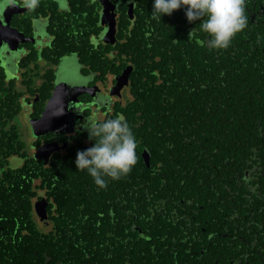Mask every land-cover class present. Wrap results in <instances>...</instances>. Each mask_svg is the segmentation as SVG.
<instances>
[{
    "label": "trees",
    "instance_id": "obj_1",
    "mask_svg": "<svg viewBox=\"0 0 264 264\" xmlns=\"http://www.w3.org/2000/svg\"><path fill=\"white\" fill-rule=\"evenodd\" d=\"M78 1L81 0H69L74 5ZM263 3L264 0H245L247 26L226 49L189 42L190 30L200 21L190 23L186 19L179 23L175 19L180 18L181 12L185 15L182 9L165 14L164 19H170L161 26L153 17L146 23L138 19V27L121 29L125 41L114 46L135 57L136 100L126 106L118 105V109L133 121L130 127L138 142L133 169L150 168L143 185L148 186V197H170L178 191L186 199L195 196L197 208L200 204L204 211L210 199L222 195L227 197L228 207H234L231 211L239 208L244 218L261 220V225L256 221L254 231H243L244 238L255 240L249 254L235 255L228 245L227 256L222 258L210 248L206 255L213 263L216 256L222 261L227 258L225 264H237L231 260L239 256L242 262L238 264H264V188L254 190L256 185L251 180L256 173L264 178V18L257 23L252 19V13L262 9ZM50 8L55 25L62 13L58 14L55 4ZM85 32L80 44L79 36L70 29L61 35L58 32L62 41L58 45L59 56L74 51L104 56L112 48H94L90 41L92 29ZM198 36L206 37L199 31ZM140 42L148 44L139 45ZM156 55L161 58L154 61L159 65L158 76L146 66V57L154 60ZM104 61L102 58L97 65H104ZM99 69L106 71L102 66ZM140 70L143 74L138 76ZM145 147L152 153L151 167L142 158ZM20 149L11 152L21 153ZM157 168L163 169L159 172ZM252 169L257 170L252 174ZM134 175L131 171L119 180L109 179L110 185L100 188L83 172V178H90L88 186H81L79 193L72 189L64 200L61 193L62 199L54 197V209L48 216L54 225L48 231L36 215L33 202L38 195L35 188L49 186L47 171L43 172L42 166L32 169L29 163L5 171L0 185V264H140L141 251L135 246L140 242L138 234L132 231L128 240L120 225L124 221L120 215H126L124 208L139 203L134 198L132 202L124 198L130 193L124 188L129 177L130 186H142ZM163 186H169L171 193L162 190ZM117 193L123 197L120 201ZM106 195H111L114 203L101 198ZM65 200L69 203L66 207ZM230 200L236 201L235 205ZM120 203L124 204L121 209L113 208ZM111 209L116 210L114 219ZM135 212L140 211L135 208ZM140 225L145 227L143 222ZM184 255L188 260L191 252ZM193 261L201 262L202 258L195 255Z\"/></svg>",
    "mask_w": 264,
    "mask_h": 264
},
{
    "label": "flooded vegetation",
    "instance_id": "obj_2",
    "mask_svg": "<svg viewBox=\"0 0 264 264\" xmlns=\"http://www.w3.org/2000/svg\"><path fill=\"white\" fill-rule=\"evenodd\" d=\"M54 4L58 14L62 13L60 20L54 21L55 25L50 8ZM261 7L252 13L254 23L264 18V3ZM152 9V0H81L75 5L69 0H0V185L5 171L26 163L32 169L42 166L50 182L49 186L35 188L38 191L33 199L35 213L36 203L44 200L47 217L50 216L54 209L51 207L54 197L62 199L63 194L64 200V195L72 189L79 193L81 186L90 183V178H83V172L89 174L86 170L78 171L75 159L79 150L92 146L94 141L82 127L78 131V125L88 116L107 119L118 114L125 115L118 105L126 106L136 100L133 91V74L137 68L133 60L135 57L126 51L120 52L114 46L125 41L121 29L126 31L138 27V19L141 23L152 21ZM181 9L185 12L183 7ZM169 19L162 17L155 21L161 26ZM186 19L181 12L180 18L175 20L180 23ZM67 29L79 36V44L85 31L92 29L90 41L94 48L101 46L105 49L109 45L112 48L104 56L81 55L76 51L59 56L60 35ZM142 29L139 26V30ZM203 35L206 36L205 33ZM142 43L138 44H148ZM102 58L105 59L104 65H97ZM146 58L147 69L160 75L159 65L154 61L159 62L161 58L157 55L154 60ZM100 66L106 71L100 70ZM141 73L142 70L137 75ZM79 88L80 92L77 91ZM127 121L129 125L133 122ZM19 147L21 153L11 152ZM151 155L149 148L145 147L142 158L149 167ZM149 169L139 168L140 172L132 169L134 178L142 181V186H130V177L127 178L124 188L130 193H126L124 198L127 202H132L134 198L139 203L133 207L130 203V208H124L126 215H120V218L124 217L120 225L125 229L128 240L132 231L138 234L140 242L135 246L141 251L140 264H225L227 258L222 261L214 256L213 263L206 254L213 248L211 251L224 258L228 245L235 255L249 254L255 240L250 242L244 238L243 231H254L256 221H261L259 218H244L239 208L235 209L236 212L231 211L234 207L229 208L227 197L222 195L215 200L210 199L204 211L200 204V209L197 208L195 196L186 199L180 197L178 191L170 197L159 194L157 198H149L148 186H143ZM161 169L157 168V171L161 172ZM255 170L252 169L251 173ZM251 180L256 185L254 190L264 188L263 175L260 177L256 173ZM61 183L62 186H58ZM162 190L171 193L169 186H163ZM117 195L120 201L123 197L121 193ZM101 198L114 203L111 195ZM229 202L236 203L234 200ZM63 203L65 207L69 204L66 200ZM123 205L112 206L121 209ZM135 208L139 209V214ZM110 212L114 219L116 210L111 209ZM42 224L48 231L54 225L49 218ZM259 235L256 232L257 240ZM186 252H191L188 260L184 255ZM195 255L202 261H193ZM150 256H157L158 259L150 260ZM240 262L239 256L231 260V263ZM132 263L129 261V264ZM111 264L118 263L114 261Z\"/></svg>",
    "mask_w": 264,
    "mask_h": 264
},
{
    "label": "clouds",
    "instance_id": "obj_3",
    "mask_svg": "<svg viewBox=\"0 0 264 264\" xmlns=\"http://www.w3.org/2000/svg\"><path fill=\"white\" fill-rule=\"evenodd\" d=\"M152 6V17L159 19L183 7L190 23L200 21L198 29L190 30L188 41L211 49L228 48L247 26L245 0H152ZM198 31L206 37L198 36ZM81 127L94 143L77 152L78 171L86 170L100 188H106L109 179L119 180L132 171L138 142L123 114L107 119L88 116L78 131Z\"/></svg>",
    "mask_w": 264,
    "mask_h": 264
},
{
    "label": "water",
    "instance_id": "obj_4",
    "mask_svg": "<svg viewBox=\"0 0 264 264\" xmlns=\"http://www.w3.org/2000/svg\"><path fill=\"white\" fill-rule=\"evenodd\" d=\"M112 36L114 37V35H112ZM126 76H127V74H125V77ZM77 91L80 92L81 89L79 88V89H77ZM41 123H43V121ZM44 206H45L44 200H41L38 203H36V207H35L37 216L39 217V219H40V221L42 223H45V221L48 219L47 214H46V210H45V207Z\"/></svg>",
    "mask_w": 264,
    "mask_h": 264
}]
</instances>
